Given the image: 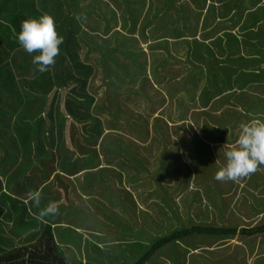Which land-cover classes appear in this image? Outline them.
I'll use <instances>...</instances> for the list:
<instances>
[{"label": "rangeland", "instance_id": "obj_1", "mask_svg": "<svg viewBox=\"0 0 264 264\" xmlns=\"http://www.w3.org/2000/svg\"><path fill=\"white\" fill-rule=\"evenodd\" d=\"M66 1L92 13L90 18H84V37L82 34L78 37L83 48L79 55L82 62L95 70L87 89L95 96L96 113L105 129H109L105 130L109 136L104 150L101 148L102 168L87 174L95 193L90 196L82 193L81 177L74 178L73 185L70 183V208L66 210L71 214L65 213L62 218L63 225L73 229V233L67 234L73 236L62 235L60 239L59 233L56 234L69 263L133 264L169 233L196 225L221 226L224 222L210 221V217H226L233 209L227 204L233 201L231 197V200H224L222 195L245 193L241 191L247 179L262 175L264 166L259 169L260 173L239 182H217L214 179L216 172L225 165V150L235 145L230 142V127L237 120L226 119L225 110L221 109L218 110L221 113L219 118L215 117V108L209 111L211 119L207 118L198 109L197 97L201 89L209 85L222 91L215 96L216 99L227 97V94L236 97L248 91L256 97L255 104L264 106V71H251L249 62L243 58L238 61V71L231 79L220 78L212 71L217 65L213 59L220 56L219 52L228 50L230 54L227 56L232 57L234 64L240 47H246L245 50L252 54L257 53V63L254 64L264 66V0H226L238 7L232 15L235 20L220 23L219 31L243 19L245 28L254 25V34L240 33L241 36L249 35L244 39L229 32L221 39L215 38L214 44L201 47L211 55L197 52L192 55L187 49L186 43L189 42L184 40L187 35L189 39L197 34L203 36V28L195 27L194 16L191 21L189 17L182 22L186 30L179 25V34L171 35L176 21L175 4H169L172 0H147L145 8L133 14H140L141 21L150 17L151 25L145 29V34L140 23L137 28L131 24L129 14L132 8L129 7L130 12H127L125 0H115L118 3L114 0H64V5ZM175 1L179 8L188 2L193 14H197L196 4L206 2ZM255 3L260 4V8L254 9ZM86 24L91 29L86 28ZM86 36L90 37L92 46ZM203 37L207 39L209 36ZM130 39L136 42L128 43ZM159 39L165 41L157 43ZM121 42L123 47L119 46ZM100 44L108 50L127 49L134 57L131 59L112 52L106 54V50L98 48ZM252 54L242 53V57L252 59ZM164 67H167L164 75L169 72L167 80L162 78L165 77L161 73ZM252 77L256 84L250 85L249 89L244 82ZM206 93L209 92L206 90ZM81 138L85 142L80 134ZM106 142L114 146H108ZM209 161L212 164H201ZM221 183L223 188H220ZM198 189L201 196L208 197L205 202L208 209L201 207L204 200L200 197L185 194ZM214 209L219 211H210ZM113 214L117 217L111 218ZM189 217L196 220L191 221ZM228 219L227 224L232 226V218ZM99 237H104L102 242L106 246L101 244ZM224 237L193 234L158 250L148 264H181L186 250L193 248V244L214 243ZM19 240L17 246L23 245L18 244ZM97 246L100 251L95 249Z\"/></svg>", "mask_w": 264, "mask_h": 264}, {"label": "trees", "instance_id": "obj_2", "mask_svg": "<svg viewBox=\"0 0 264 264\" xmlns=\"http://www.w3.org/2000/svg\"><path fill=\"white\" fill-rule=\"evenodd\" d=\"M64 4V0H0V146L2 148L0 168H5V170L14 168L6 184L10 190L18 191L23 188L11 187V183L17 178H26L27 182L33 178L38 183V189L43 188L41 194L44 199L58 204L59 214L53 217L52 222L57 223L59 227L56 234L59 233L60 239L62 235L68 238L73 236L67 234L73 233V229L63 225L62 215L71 214L66 209L70 208L68 201L70 183L73 185L72 181H65L64 177H74L83 172L89 173L101 169L103 165L101 148L104 150V143L109 136V133L105 131L109 129H105L104 122L96 113L95 96L87 89L95 70L88 63L82 62L79 55L83 48L78 37L84 34L82 33L84 18H90L92 13L73 5L76 3L66 1V5ZM125 4L127 12H130L129 7L132 8V13L129 14L131 24L137 28V23H140L142 33L145 34V29L150 28L151 25L150 17L146 16L141 21L140 14L137 16L133 14L136 11L140 13L147 5V0H125ZM169 4H175L173 8L176 12V21L173 23L175 28L171 35L179 34V25L185 29L182 25L186 19L185 7H176L175 0L169 1ZM65 10L68 12L66 13ZM43 14L54 18L56 30L64 38V43L60 46V54L56 58L54 67L41 74L35 71V66L31 63L35 53L30 55L21 48L13 30L19 33L23 20L39 18ZM196 23L199 22L196 21ZM86 28L91 29L88 24ZM130 33L133 34L135 31H130ZM85 38L87 42L90 41L89 36ZM165 40L159 39L157 43H163ZM127 42L136 41L130 39ZM88 44L92 46V42ZM119 46L123 47V42ZM98 48L101 51L106 50V54L112 52L126 55L131 59L134 57L127 49L108 50L103 44H100ZM263 69L264 67L259 71L262 72ZM166 70L167 67H164L162 75ZM212 71L220 78L231 79L238 70L230 61L220 68L214 67ZM167 74L162 77L164 80H167ZM206 90L209 93H206ZM219 93H222L220 88L214 90L209 85L201 89L197 97L200 102L198 109L209 119H211L209 111L215 108V117L219 118L221 113L218 110L221 109V111L225 110L223 114L226 119L237 120V123L229 124L231 125V143L237 140L241 123L253 119L264 121V106L255 104L256 97L250 92L244 91L235 98L227 94V97L222 99H214ZM201 102L206 103L201 104ZM209 104L212 106L207 107ZM193 108L196 109V107ZM206 122L211 124L209 121ZM80 134L83 135L85 142H82V138L80 140ZM106 143L108 146H114L113 143ZM48 161L51 165L46 167ZM201 164L205 166L212 163L209 161L201 162ZM36 171H41V173L29 176ZM257 173H260L259 170ZM53 175L56 176V180L50 182ZM85 177V182L82 183L80 189L86 196H90L95 192L92 183L87 180L88 175L86 174ZM2 187L3 182L0 181V188ZM223 187L221 183L220 188ZM38 189H34L33 192H39ZM247 189L264 190V171L262 175H252L250 179H247V184L244 185L242 191L246 192ZM20 194L23 197L28 196L25 190ZM113 217L117 216L113 214L111 218ZM111 218L110 221H112ZM189 220L195 221L196 219L189 217ZM226 221L228 222L229 219L227 218ZM235 232L237 231L231 227L224 229L201 225L175 231L169 233L149 253L133 264H148L158 250L193 234H207L210 237L231 236ZM243 232L250 235L263 233L264 225L243 229ZM14 234V230L8 228L7 222L0 220V264H70L58 243L59 238L56 239L55 230L51 224L45 225L34 240L20 246H17ZM103 238L99 237L101 244L106 246L102 242ZM98 247L95 249L100 251ZM196 247L198 244H193V248L186 250L181 264H185L187 258L192 257V250Z\"/></svg>", "mask_w": 264, "mask_h": 264}, {"label": "crops", "instance_id": "obj_3", "mask_svg": "<svg viewBox=\"0 0 264 264\" xmlns=\"http://www.w3.org/2000/svg\"><path fill=\"white\" fill-rule=\"evenodd\" d=\"M196 1L198 2V0ZM114 2L118 3L117 1ZM196 6H198L197 7L198 10L195 16V14L191 12L193 9H191L189 7V3L186 2L185 21L189 17L191 21L192 20L191 15L194 16L196 18V21L199 22L197 23V25H195V27L198 29L203 28V32H201V34H203V36L207 35L209 37L207 39H204L203 36L197 34L195 38H192L189 34V36L192 38L189 39L187 35V37L184 40L186 42H189L186 43V45L188 51L192 55L194 52H197L199 54H206V53L209 54L201 47L214 44L215 38L221 39L222 37H225L229 32H231L232 35H240V33L254 34V25H252V27L245 28V25L243 24V19L231 23L229 24V28L219 31L220 23H223L225 21L230 22L235 20L233 16L235 15L234 13H236L235 10L238 7V5H234L226 0H206L205 4L201 5V3H199L196 4ZM259 6L260 4L255 3L254 9L260 8ZM227 7L230 8L228 9ZM246 9H249V7H247ZM184 30H186V27ZM186 32L187 34L189 33V28L188 31ZM248 36L249 35L243 34L242 36L240 35L239 38L245 39L246 37L248 38ZM199 37H203V39H197ZM223 47L226 46L223 45ZM245 49L246 47L245 48L240 47V50L238 52L239 57L234 62V66L236 67V69H237V63L241 58L249 62V68L251 69V71H255L257 69L263 68L264 66L254 64L257 63V60H255L257 53L252 54L246 51ZM250 51L252 50L250 49ZM242 53H246L247 55L252 54L253 55L252 59L247 56L242 57ZM218 54L220 56H217V59H213L217 63L216 67L220 68L223 65L228 64V60L232 62V57L228 58L227 56L228 54H230L228 53V50L222 53L219 52ZM244 84L245 86H248V88L250 89V85H255L256 81L252 77L248 81L244 82ZM214 99L216 98L214 97ZM233 143L235 144V142ZM50 165L51 163H49L48 161V165L46 164L45 166L49 167ZM99 170L100 169L94 171L98 172ZM13 171L14 168H11V170H7V169L5 170V168H0V181L3 182V187L0 188V220L6 221L8 224V228L10 230L12 229L14 230L15 232L14 236L16 240H19L18 237L21 240H23V241L19 240L18 244H25L34 240L38 236V234L42 231L45 225L51 224L56 234V231L59 227L57 223L55 224L52 222L53 217L54 216L56 217V215L45 217L43 222L37 219L40 209L46 207L47 204L51 201L49 199L48 200L44 199V197L41 194L42 199H41L40 207L37 208L35 204L30 200L29 196L23 197L20 194V192L25 190V194L28 195L30 191L33 192L34 189H38L37 186L38 183L33 178L32 180H29V182H27L26 178L23 179L17 178L15 181H13L11 183L12 188L19 189L20 187H23L18 191L14 189L10 190L9 188L6 187L7 181L10 178L9 175L13 173ZM94 171H91L89 173L83 172L74 177L65 176L64 178L65 181L74 180V182H76L74 178L81 177L83 179L82 183H84L86 178L85 175L90 174ZM4 172H6V175H4ZM34 173L40 174L41 171L33 172L29 174V176L34 175ZM168 174H171L170 171L168 172ZM2 177H4V180L2 179ZM52 180H56V176L53 175L50 179V182ZM38 190L41 193L43 188H39ZM184 193L185 192H183V194ZM199 193L200 191L198 189L193 192H186L185 194H187V197H194L193 194H195L197 197H200V199H203L204 201L203 203H201V207L206 209L207 207L205 205V202H208V197H203ZM222 197L224 200H231V199L233 200L227 202V204L230 205V207L233 209H230L229 215H227L226 217L215 219L212 216L210 217V221L214 220V221L224 222L221 226H216V228L222 227L224 229H227L231 227V229H235V231L237 232H235L231 236H225L222 241H218L214 243H209L208 241H206L205 243L198 244V247L192 250V257L190 259L187 258L185 264H264V232L254 235L246 234L245 232H243V229H251L254 227H259L264 225V190L254 191V189L251 190L247 189L245 193H240L237 195H234L233 193H228L222 195ZM210 211L218 212L219 210L214 209ZM230 217L233 220L232 226H229V224H227L226 221L227 218ZM23 223L24 226H22ZM210 237H216V236H210ZM56 239L58 240L57 235H56ZM193 256H195V259H193Z\"/></svg>", "mask_w": 264, "mask_h": 264}, {"label": "clouds", "instance_id": "obj_4", "mask_svg": "<svg viewBox=\"0 0 264 264\" xmlns=\"http://www.w3.org/2000/svg\"><path fill=\"white\" fill-rule=\"evenodd\" d=\"M13 34L26 53L30 55L35 53L31 61L35 71L43 74L54 67L64 38L58 34L52 16L43 14L39 18L23 20L19 33L13 30ZM237 137L235 145L224 152L226 162L216 172L214 176L216 181L239 182L264 166V121L253 119L241 123ZM28 196L39 208L41 193L30 191ZM58 208L56 202H49L46 207L40 209L37 219L43 222L47 216L58 215Z\"/></svg>", "mask_w": 264, "mask_h": 264}]
</instances>
